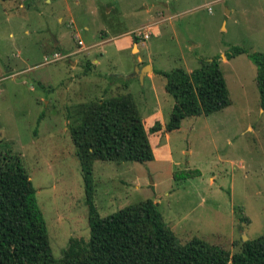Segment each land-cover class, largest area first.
Masks as SVG:
<instances>
[{"label":"rangeland","instance_id":"obj_1","mask_svg":"<svg viewBox=\"0 0 264 264\" xmlns=\"http://www.w3.org/2000/svg\"><path fill=\"white\" fill-rule=\"evenodd\" d=\"M148 21L157 22L143 28L150 37L131 49L129 33ZM236 47L245 52L230 58ZM138 51L139 64L156 71H192L219 58L231 103L184 118L169 139L161 134L173 162L96 160L95 204L106 216L158 196L182 243L197 236L233 254L243 235H264V110L252 57L264 54V0H0V151L19 156L28 171L53 255L62 257L71 238L88 241L70 132L78 107L130 90L146 117L157 91L167 122L175 102L164 76L154 91L136 75Z\"/></svg>","mask_w":264,"mask_h":264},{"label":"trees","instance_id":"obj_2","mask_svg":"<svg viewBox=\"0 0 264 264\" xmlns=\"http://www.w3.org/2000/svg\"><path fill=\"white\" fill-rule=\"evenodd\" d=\"M243 52L236 47L229 57ZM252 57L264 110V54ZM158 73L166 78L165 89L175 101L167 131L179 129L186 117L209 115L231 103L219 58L202 61L191 72L177 67ZM76 115L70 132L82 166L89 240L71 238L62 257L56 258L28 171L19 156L0 151V264H264V235L243 240L233 254L197 236L182 243L151 198L102 216L95 204L94 162L153 160L149 134L162 125L156 121L147 130L130 93L84 103Z\"/></svg>","mask_w":264,"mask_h":264},{"label":"crops","instance_id":"obj_3","mask_svg":"<svg viewBox=\"0 0 264 264\" xmlns=\"http://www.w3.org/2000/svg\"><path fill=\"white\" fill-rule=\"evenodd\" d=\"M48 1H50V0H48ZM60 20L62 21L63 19L61 18ZM156 23H157L156 21H152V22L148 21L145 25L139 26L136 29L141 28V27L144 28V26H145V28H147L148 30H152L154 27H156ZM126 33H128V32H126ZM121 35H123V33L117 34V35H113L111 37L115 39L117 37H121ZM111 37L106 38L104 41H106V40L110 41L112 39ZM135 37L136 36H134V34H132V33H129V36L127 37L128 38V43L131 44V49H134L135 46H137V48H139V41L136 42ZM81 50H82V48H81ZM139 51H140V48H139ZM139 51L136 53L137 60L133 64L138 66L139 67L138 69L141 70V68H143L144 65H141V63L139 64V62L141 60H143L142 56L139 54ZM149 66H150V68H148V69L143 68L141 70L142 73H143L142 77H143L144 82L146 80L149 81L150 85L152 86V89L155 91V89L157 87L156 86V76L160 74V73H158V71H160V70L156 71V70L153 69V67L151 65H149ZM189 72H191V71H189ZM131 73H132V70L128 72L129 75L126 78V80H129V84H126V89L131 88V86H132L131 82L133 80L132 78L136 77L134 74L132 75ZM123 76H124V74H122V77ZM127 93L132 94V96L134 97L133 93L130 90ZM155 98H156L155 101H154L155 110L153 112L149 113L146 117H143L141 115L143 123H144V126L146 127L147 130H149V128L152 127L155 124L156 121H159L161 123V125H162V129L161 130L149 134V140L151 142V146H152L153 152H154V159L150 160V162H152V161H166V160H169L170 162H173L172 154H171V151L169 150V148H170L169 145L167 144L166 146H163L162 142H161V140H162L161 137H160L161 134L165 133V136L167 137V139H169L170 138L169 132H171V131L165 130L166 122L164 121V116H163V113H162L163 112V106L161 105V102L159 101V97L157 95V91H155ZM145 101H146V99H145ZM137 106H138V104H137ZM152 139H154V143L152 142ZM147 162H149V161H147ZM156 200H158V201H156ZM156 200H155L156 202L160 203V198H158V196H156Z\"/></svg>","mask_w":264,"mask_h":264},{"label":"built area","instance_id":"obj_4","mask_svg":"<svg viewBox=\"0 0 264 264\" xmlns=\"http://www.w3.org/2000/svg\"><path fill=\"white\" fill-rule=\"evenodd\" d=\"M133 34H134V36L139 37L140 40H141V38H149L150 37V34L146 31H144L143 28L135 29L133 31ZM79 45L83 46V48H84V42L80 39H79ZM55 56H56V59L61 57L58 53H56Z\"/></svg>","mask_w":264,"mask_h":264},{"label":"water","instance_id":"obj_5","mask_svg":"<svg viewBox=\"0 0 264 264\" xmlns=\"http://www.w3.org/2000/svg\"><path fill=\"white\" fill-rule=\"evenodd\" d=\"M143 68H145V69H148V68H150V66L148 65V66H146V67H143ZM143 68H141V70L143 69ZM140 69H138L137 71V74L136 75H138V77H140L141 79H143V73H142V71H141ZM243 238L246 240L247 239V236L246 235H243Z\"/></svg>","mask_w":264,"mask_h":264}]
</instances>
